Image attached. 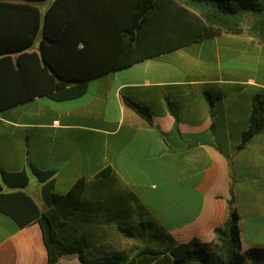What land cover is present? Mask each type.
Wrapping results in <instances>:
<instances>
[{
	"label": "crops",
	"instance_id": "1",
	"mask_svg": "<svg viewBox=\"0 0 264 264\" xmlns=\"http://www.w3.org/2000/svg\"><path fill=\"white\" fill-rule=\"evenodd\" d=\"M231 51L240 53L235 58H261L264 44L245 34L223 35L91 80L76 100L41 97L2 111L0 170L29 177L25 188L3 184L2 192L30 196L57 234L79 244L90 261L128 262L114 258L147 247L166 250L169 236L176 244L213 243L230 210L240 218L241 253L264 248V129L242 147L254 98L264 99V82L225 68ZM210 91L222 94L213 112ZM125 97L148 107L152 122ZM167 101L178 106L176 116ZM33 167L53 173L60 196L82 181L79 208L48 205ZM121 227L139 234L127 239ZM0 264H48L40 225L19 228L0 213ZM60 264L82 263L66 255Z\"/></svg>",
	"mask_w": 264,
	"mask_h": 264
},
{
	"label": "trees",
	"instance_id": "2",
	"mask_svg": "<svg viewBox=\"0 0 264 264\" xmlns=\"http://www.w3.org/2000/svg\"><path fill=\"white\" fill-rule=\"evenodd\" d=\"M46 0H0V113L46 97L66 102L83 97L91 80L160 58L177 50L219 38L249 33L264 44V0H53L43 14L38 4ZM213 112L219 92H207ZM125 103L152 122L148 107L125 97ZM176 116L178 106L167 101ZM264 129V102L255 97L250 128L243 133L242 147ZM45 183L48 205L80 206L78 189L67 196L54 192L52 172L33 167ZM29 184L26 172L0 170V213L19 228L40 225L48 251V264H60L66 255H78L82 264H264V248L241 253L240 218L230 210L228 220L215 230L216 241L193 239L176 244L169 236L168 249L144 248L128 262L87 260L79 244L61 238L51 218L23 192L5 194ZM232 199L229 202L233 205ZM152 228V223L143 224ZM127 239H136L135 228H120ZM165 240V238H164Z\"/></svg>",
	"mask_w": 264,
	"mask_h": 264
},
{
	"label": "rangeland",
	"instance_id": "3",
	"mask_svg": "<svg viewBox=\"0 0 264 264\" xmlns=\"http://www.w3.org/2000/svg\"><path fill=\"white\" fill-rule=\"evenodd\" d=\"M53 0H46L45 2L39 3L38 6L42 13L44 14L47 10V8L50 6L51 2ZM252 19H246L244 23V32L245 34L249 33V25L252 23ZM240 53L234 54L231 51V54L228 53L222 63L225 68H233L235 70L240 71L242 74H255L258 78L261 79V81L264 82V57L258 58L256 56H241L239 58H235ZM172 59L178 61L180 65L185 69H191V63L186 59H181L176 54L171 55ZM204 60H200L201 64H205ZM225 64H227L225 66ZM218 70V68H217ZM262 99V98H261ZM264 102V99H262ZM264 240V239H263ZM162 249L165 248V246H160ZM136 253L126 256L122 255L119 259L114 258L115 261H127L130 260L133 256H135Z\"/></svg>",
	"mask_w": 264,
	"mask_h": 264
}]
</instances>
